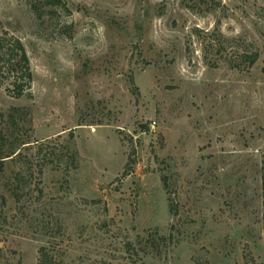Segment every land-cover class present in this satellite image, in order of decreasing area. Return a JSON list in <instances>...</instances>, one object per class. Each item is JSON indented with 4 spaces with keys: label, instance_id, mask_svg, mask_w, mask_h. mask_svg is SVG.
I'll list each match as a JSON object with an SVG mask.
<instances>
[{
    "label": "rangeland",
    "instance_id": "1",
    "mask_svg": "<svg viewBox=\"0 0 264 264\" xmlns=\"http://www.w3.org/2000/svg\"><path fill=\"white\" fill-rule=\"evenodd\" d=\"M0 38V264H264V0H0Z\"/></svg>",
    "mask_w": 264,
    "mask_h": 264
},
{
    "label": "trees",
    "instance_id": "2",
    "mask_svg": "<svg viewBox=\"0 0 264 264\" xmlns=\"http://www.w3.org/2000/svg\"><path fill=\"white\" fill-rule=\"evenodd\" d=\"M250 63L253 64L254 60H250ZM0 77L9 79L11 87L9 92L16 98L22 97L30 89L32 74L29 60L22 43L18 39L11 38L5 42L0 38ZM14 154L15 152L12 153V155ZM3 159L4 157L0 156V170L5 165ZM39 264L45 263L40 261Z\"/></svg>",
    "mask_w": 264,
    "mask_h": 264
}]
</instances>
